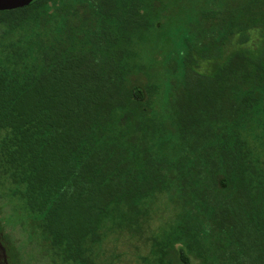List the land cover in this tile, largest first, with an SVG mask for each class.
Segmentation results:
<instances>
[{
	"label": "trees",
	"instance_id": "trees-1",
	"mask_svg": "<svg viewBox=\"0 0 264 264\" xmlns=\"http://www.w3.org/2000/svg\"><path fill=\"white\" fill-rule=\"evenodd\" d=\"M0 130L55 262L135 240L145 264H264V0L0 11Z\"/></svg>",
	"mask_w": 264,
	"mask_h": 264
},
{
	"label": "rangeland",
	"instance_id": "rangeland-1",
	"mask_svg": "<svg viewBox=\"0 0 264 264\" xmlns=\"http://www.w3.org/2000/svg\"><path fill=\"white\" fill-rule=\"evenodd\" d=\"M15 37H6L3 44L13 42ZM161 40H150L141 46V58L150 60L153 55V45ZM4 134L0 130V139ZM10 180L0 176V231L6 236L0 241V264H61L46 253L45 242L37 228L38 222L25 211L23 200L15 193L18 189ZM1 239V238H0ZM5 246H10L11 252L7 253ZM141 241H111L108 252L112 264H145L144 256L149 255ZM110 260V261H111ZM64 264H74L67 262Z\"/></svg>",
	"mask_w": 264,
	"mask_h": 264
},
{
	"label": "water",
	"instance_id": "water-1",
	"mask_svg": "<svg viewBox=\"0 0 264 264\" xmlns=\"http://www.w3.org/2000/svg\"><path fill=\"white\" fill-rule=\"evenodd\" d=\"M34 0H0V11L11 10L31 4Z\"/></svg>",
	"mask_w": 264,
	"mask_h": 264
}]
</instances>
